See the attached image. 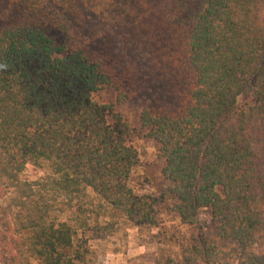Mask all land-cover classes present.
I'll list each match as a JSON object with an SVG mask.
<instances>
[{
	"label": "trees",
	"instance_id": "obj_1",
	"mask_svg": "<svg viewBox=\"0 0 264 264\" xmlns=\"http://www.w3.org/2000/svg\"><path fill=\"white\" fill-rule=\"evenodd\" d=\"M9 1L12 14L0 18V264H88V242L111 225L89 222L87 189L135 228L155 224L163 198L184 226L209 208L212 229L182 249L180 264H264V0H91L118 29L103 45L86 39L79 0ZM146 53L179 81L169 103L137 63ZM105 91L113 102L93 99ZM132 101L141 102L134 129L117 110ZM135 133L163 162L160 198L128 184ZM27 164L50 173L23 180Z\"/></svg>",
	"mask_w": 264,
	"mask_h": 264
},
{
	"label": "rangeland",
	"instance_id": "obj_2",
	"mask_svg": "<svg viewBox=\"0 0 264 264\" xmlns=\"http://www.w3.org/2000/svg\"><path fill=\"white\" fill-rule=\"evenodd\" d=\"M33 5H54L57 0H26ZM84 16L88 23L84 28V35L92 44L103 45L109 38L115 39L117 30L114 21L99 5L91 0H79ZM15 6L9 0H0V18L10 16ZM73 27V25H72ZM121 48V39L113 41ZM137 63L144 68L149 78L152 92L161 99L174 100L178 94L177 81L171 73L169 64L157 57L155 53H146L137 57ZM179 82V81H178ZM93 99L98 103L114 101L111 91L94 94ZM159 100L155 101L158 102ZM244 95L237 98L235 106L242 107ZM141 108L140 101H132L117 107L124 121L132 129L136 128V120ZM130 143L138 152V165L132 171L128 184L137 196L151 195L160 198V190L164 187L162 177L163 162L156 156V148L150 140L144 139L141 133L132 134ZM50 173L49 168L42 164L36 167L27 164L21 174V179L36 181ZM81 205L89 217V222L97 219L103 225L110 223L105 237L100 240H90L87 256L88 264H180V252L188 247L200 233H207L212 229L211 211L203 208L197 212V224L184 226L173 212L175 203L171 198L159 200L154 207L155 224L152 226L135 228L122 220L112 219L106 206L89 190L85 192ZM74 226L70 214L60 216ZM77 236L79 233L77 232Z\"/></svg>",
	"mask_w": 264,
	"mask_h": 264
}]
</instances>
